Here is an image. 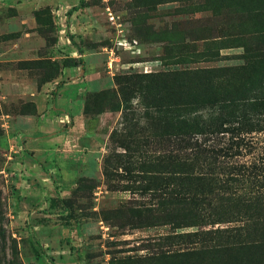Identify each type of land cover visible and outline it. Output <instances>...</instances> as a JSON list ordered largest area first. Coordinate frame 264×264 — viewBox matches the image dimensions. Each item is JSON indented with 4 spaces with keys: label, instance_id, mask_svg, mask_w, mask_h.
<instances>
[{
    "label": "rangeland",
    "instance_id": "obj_1",
    "mask_svg": "<svg viewBox=\"0 0 264 264\" xmlns=\"http://www.w3.org/2000/svg\"><path fill=\"white\" fill-rule=\"evenodd\" d=\"M79 4L0 0V264H264V247L226 255L206 235L243 221L264 235L258 212L168 206V187L190 184L181 169L168 182V114L153 104L176 89L168 72L219 67L239 68L221 98L264 100V0H85L68 15ZM245 119L215 142L235 164L264 156V114ZM43 123L55 143L30 147Z\"/></svg>",
    "mask_w": 264,
    "mask_h": 264
},
{
    "label": "trees",
    "instance_id": "obj_2",
    "mask_svg": "<svg viewBox=\"0 0 264 264\" xmlns=\"http://www.w3.org/2000/svg\"><path fill=\"white\" fill-rule=\"evenodd\" d=\"M84 4L85 0H80V4L68 15L82 9ZM73 62L76 65V60H70L67 66L71 67ZM78 63L82 65L83 60L80 59ZM238 70L239 68L219 67L168 72V82L176 88H168V106L161 107L158 100L153 102L161 116L166 117L168 114V119L160 122L161 125L166 121L168 123V182L175 180L171 175L173 171L181 169L190 184L185 191L183 188H178L177 191L168 187V206L185 205L193 210L196 208L199 214L194 216L202 219L216 216V211L222 204L231 208V213L236 210L234 215L256 211L260 219H264V156L258 162L254 159L235 164L231 159L237 154L232 147L219 148L215 144L225 131L224 125L232 123L229 120L234 119L237 113L245 115L244 121L250 127L258 125V117L264 114V100L257 94L241 98L229 92H225L223 98L218 94L216 87L221 83L219 81ZM153 81L155 80L151 78L150 87ZM193 82L206 85L204 88H196L192 85ZM64 83L61 82L57 87H62ZM148 88L149 86L142 87L140 92ZM251 91L253 90L247 93ZM260 91L263 96L264 87ZM236 131L237 129L233 130ZM233 137L238 139V136ZM193 184H199V190H195ZM243 222L240 226H229L206 233L213 236L211 240L215 244L211 249L227 255L232 252L230 250L264 247V235L251 231V221ZM216 236L219 238L215 241Z\"/></svg>",
    "mask_w": 264,
    "mask_h": 264
},
{
    "label": "crops",
    "instance_id": "obj_3",
    "mask_svg": "<svg viewBox=\"0 0 264 264\" xmlns=\"http://www.w3.org/2000/svg\"><path fill=\"white\" fill-rule=\"evenodd\" d=\"M55 96V94H54ZM57 124L55 123L54 126L49 124H42L40 127H35V130H31L29 132L28 137H30V140H27V145L30 147H36L37 148V142L46 140L47 142H41L39 145L40 147L46 146V145H52L55 143L54 140V132H52V129H56Z\"/></svg>",
    "mask_w": 264,
    "mask_h": 264
},
{
    "label": "built area",
    "instance_id": "obj_4",
    "mask_svg": "<svg viewBox=\"0 0 264 264\" xmlns=\"http://www.w3.org/2000/svg\"><path fill=\"white\" fill-rule=\"evenodd\" d=\"M116 59H111V62H109V68L112 70L113 64L115 63Z\"/></svg>",
    "mask_w": 264,
    "mask_h": 264
}]
</instances>
